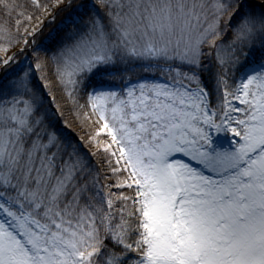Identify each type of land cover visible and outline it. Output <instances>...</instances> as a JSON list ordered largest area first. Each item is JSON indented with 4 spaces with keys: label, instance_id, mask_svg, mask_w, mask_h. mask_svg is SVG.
<instances>
[{
    "label": "snow or ice",
    "instance_id": "1",
    "mask_svg": "<svg viewBox=\"0 0 264 264\" xmlns=\"http://www.w3.org/2000/svg\"><path fill=\"white\" fill-rule=\"evenodd\" d=\"M0 264H264V0H0Z\"/></svg>",
    "mask_w": 264,
    "mask_h": 264
}]
</instances>
